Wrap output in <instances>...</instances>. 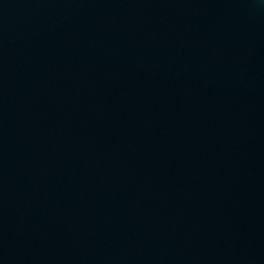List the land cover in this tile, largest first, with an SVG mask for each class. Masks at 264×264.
I'll return each mask as SVG.
<instances>
[{"label":"water","instance_id":"water-1","mask_svg":"<svg viewBox=\"0 0 264 264\" xmlns=\"http://www.w3.org/2000/svg\"><path fill=\"white\" fill-rule=\"evenodd\" d=\"M0 264H264V0H0Z\"/></svg>","mask_w":264,"mask_h":264}]
</instances>
